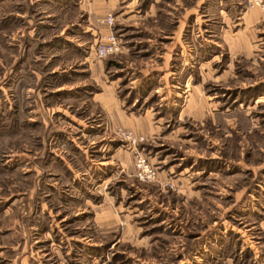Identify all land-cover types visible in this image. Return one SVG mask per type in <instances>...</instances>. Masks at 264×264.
Returning a JSON list of instances; mask_svg holds the SVG:
<instances>
[{"label":"rangeland","instance_id":"rangeland-1","mask_svg":"<svg viewBox=\"0 0 264 264\" xmlns=\"http://www.w3.org/2000/svg\"><path fill=\"white\" fill-rule=\"evenodd\" d=\"M0 264H264V0H0Z\"/></svg>","mask_w":264,"mask_h":264},{"label":"built area","instance_id":"built-area-1","mask_svg":"<svg viewBox=\"0 0 264 264\" xmlns=\"http://www.w3.org/2000/svg\"><path fill=\"white\" fill-rule=\"evenodd\" d=\"M250 3L260 5L263 4V0H248ZM98 22L102 25L111 27L114 22V17L111 13L105 14ZM120 50V47L117 42V38L112 31L101 36L98 41L95 43V54L98 58L104 59L108 56L116 54ZM123 134L128 138L130 142L135 144V142L141 140V138L132 135L131 132ZM136 166L138 168V177L140 179H151L154 178L155 172L153 168L146 162V159L141 155L136 157Z\"/></svg>","mask_w":264,"mask_h":264},{"label":"crops","instance_id":"crops-1","mask_svg":"<svg viewBox=\"0 0 264 264\" xmlns=\"http://www.w3.org/2000/svg\"><path fill=\"white\" fill-rule=\"evenodd\" d=\"M226 262H229V258L225 260Z\"/></svg>","mask_w":264,"mask_h":264}]
</instances>
